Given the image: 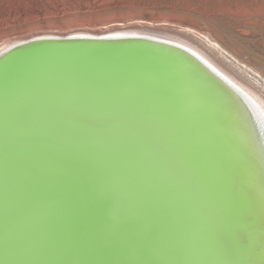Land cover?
Instances as JSON below:
<instances>
[{"label":"water","instance_id":"water-1","mask_svg":"<svg viewBox=\"0 0 264 264\" xmlns=\"http://www.w3.org/2000/svg\"><path fill=\"white\" fill-rule=\"evenodd\" d=\"M163 35H47L0 53V264H209L221 192L187 79L242 156L264 154V108Z\"/></svg>","mask_w":264,"mask_h":264},{"label":"rangeland","instance_id":"rangeland-1","mask_svg":"<svg viewBox=\"0 0 264 264\" xmlns=\"http://www.w3.org/2000/svg\"><path fill=\"white\" fill-rule=\"evenodd\" d=\"M113 24L174 35L239 83L206 48L178 36L179 28L192 29L264 77V0H0V44L31 33L98 31Z\"/></svg>","mask_w":264,"mask_h":264},{"label":"bare ground","instance_id":"bare-ground-1","mask_svg":"<svg viewBox=\"0 0 264 264\" xmlns=\"http://www.w3.org/2000/svg\"><path fill=\"white\" fill-rule=\"evenodd\" d=\"M126 29H122L121 25L113 24L109 27L105 26L101 30L97 29L99 32L87 29H74L61 34L31 33L26 38H18L1 43L0 53L19 41L33 37L47 35H105ZM177 32H179L178 36L191 39L206 48L241 83L243 82L242 84L240 82L237 83L257 100L261 108H264L263 76L256 70L240 63L227 50L209 38V35L202 36L189 28H179ZM154 34L161 35L164 33L154 32ZM164 35L169 36L167 37L169 40L185 42L174 35ZM185 44L205 56L196 47L187 42ZM193 76V78L187 79V85H189V90L193 96L189 95V97L190 99L193 98L195 102L193 105V116L194 127L198 136L196 138L197 140L199 138L202 142L201 148L199 147V158L203 155V162L209 164V169L221 192L216 199L221 207V216L215 220L214 226L220 229L219 231L221 236L224 237V241L221 247L216 243L212 244L214 246V254L209 264H264V154L263 151L261 152L263 147L261 146V148L259 147L255 150L249 146L254 151H249L248 154L242 156L237 146H223V140L228 145L227 128L220 119V114L215 109V105H212L213 103L208 102L207 98L203 102L194 99L197 96L191 85L193 81L195 82V79L199 80V77H197V74H193ZM228 77L232 80L229 75ZM201 87L203 88V86ZM240 134V137L244 140V133L240 132ZM204 141L205 144H203ZM255 166L258 167L257 172L254 170Z\"/></svg>","mask_w":264,"mask_h":264}]
</instances>
